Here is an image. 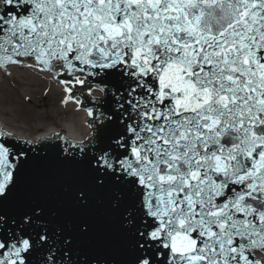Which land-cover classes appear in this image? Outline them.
Returning a JSON list of instances; mask_svg holds the SVG:
<instances>
[{"label": "snow or ice", "instance_id": "obj_1", "mask_svg": "<svg viewBox=\"0 0 264 264\" xmlns=\"http://www.w3.org/2000/svg\"><path fill=\"white\" fill-rule=\"evenodd\" d=\"M13 69L92 131L0 130V264H264V0H0Z\"/></svg>", "mask_w": 264, "mask_h": 264}, {"label": "rangeland", "instance_id": "obj_2", "mask_svg": "<svg viewBox=\"0 0 264 264\" xmlns=\"http://www.w3.org/2000/svg\"><path fill=\"white\" fill-rule=\"evenodd\" d=\"M18 70L21 75L3 74L0 78L1 115L9 121L28 127L33 136L52 129L65 132L75 122L77 112L70 110V106L67 107L69 103L60 104L59 91L55 92L53 79L42 73H23V69ZM22 76L28 80L21 78ZM37 80L39 83L33 86Z\"/></svg>", "mask_w": 264, "mask_h": 264}, {"label": "bare ground", "instance_id": "obj_3", "mask_svg": "<svg viewBox=\"0 0 264 264\" xmlns=\"http://www.w3.org/2000/svg\"><path fill=\"white\" fill-rule=\"evenodd\" d=\"M12 73L21 75V73L18 69H13ZM18 75H16V76L20 77ZM45 77H48V76L45 75ZM21 78L28 80L26 77L24 78V76H22ZM48 78H50V77H48ZM32 79H35V78H32ZM38 80L35 82V84L33 86H37V84L39 83ZM33 82H34V80H33ZM24 84H26V83L24 82ZM54 84L56 86V91L55 90L54 91L55 92H57V90L59 91V87L57 86L56 82ZM70 105L72 106L69 108L70 110L77 111V114H76L77 118H76L75 122H73V124H70V126L67 128L66 134H67V136H68L67 138L69 140L79 142V141L84 139L85 128H86V123H87L88 117H87L86 112H84L82 110H74L75 105L72 103H70ZM0 128H1V130L8 132L11 135L17 136L22 140H29V141L37 140V139H41V138H46V137H51V136H56V135H59L61 132V130L52 129V130H48L47 132H42L38 136H33L28 127L23 126V125H19L13 120L9 121L7 118H4L3 115H1V113H0Z\"/></svg>", "mask_w": 264, "mask_h": 264}, {"label": "water", "instance_id": "obj_4", "mask_svg": "<svg viewBox=\"0 0 264 264\" xmlns=\"http://www.w3.org/2000/svg\"><path fill=\"white\" fill-rule=\"evenodd\" d=\"M27 71H30V70H25L23 69V73L24 72H27ZM2 74V73H1ZM56 82V81H55ZM57 86L59 87V96H60V104H62L65 96L62 95L63 92V89H62V86H60L57 82H56ZM62 92V93H61ZM65 94V93H64ZM86 98V97H85ZM86 101H87V105H89L88 103V98H86ZM81 107V105H80ZM74 110H78V106L75 105L74 106ZM89 119V117L87 118V120ZM92 130L88 128V121L86 123V128H85V134H84V139L83 140H86L87 137H88V134L91 132ZM14 136V135H12ZM57 136V135H56ZM14 137H17V136H14ZM55 136H51V137H46V138H41V139H37V140H32V141H41L39 142V146H45L47 145V148H46V152L49 153L50 155L52 156H55L58 152H62L64 150L65 147H67L68 145L65 144V142L63 140H60V139H56L54 141H46V139H50V138H53ZM19 138V137H17ZM20 140V139H19ZM43 140V141H42ZM23 141V140H21ZM71 150V149H70Z\"/></svg>", "mask_w": 264, "mask_h": 264}]
</instances>
